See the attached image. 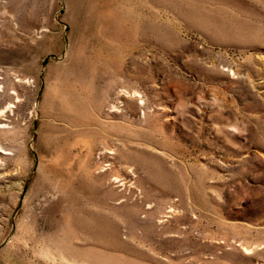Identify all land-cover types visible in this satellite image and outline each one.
I'll use <instances>...</instances> for the list:
<instances>
[{"label": "rangeland", "instance_id": "obj_1", "mask_svg": "<svg viewBox=\"0 0 264 264\" xmlns=\"http://www.w3.org/2000/svg\"><path fill=\"white\" fill-rule=\"evenodd\" d=\"M0 264H264V0H0Z\"/></svg>", "mask_w": 264, "mask_h": 264}, {"label": "bare ground", "instance_id": "obj_2", "mask_svg": "<svg viewBox=\"0 0 264 264\" xmlns=\"http://www.w3.org/2000/svg\"><path fill=\"white\" fill-rule=\"evenodd\" d=\"M0 123H2V121H0ZM3 124V123H2Z\"/></svg>", "mask_w": 264, "mask_h": 264}]
</instances>
